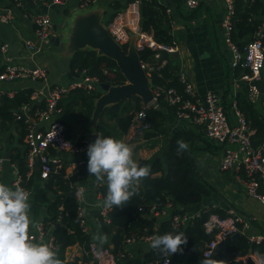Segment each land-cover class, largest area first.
Listing matches in <instances>:
<instances>
[{"label": "built area", "instance_id": "obj_1", "mask_svg": "<svg viewBox=\"0 0 264 264\" xmlns=\"http://www.w3.org/2000/svg\"><path fill=\"white\" fill-rule=\"evenodd\" d=\"M76 1L79 9H86L97 2V0ZM238 1L241 0H222L224 7L221 20L222 40L230 55V68L232 71L238 72L237 76L234 77L233 87L238 89L241 83H246L249 100L257 104L262 95L259 87L261 82H264V20L255 31L252 40L239 47L232 41L235 4ZM28 2L33 7L42 5L49 8L52 5L64 6L67 0H28ZM140 3L141 0H123L122 9L110 19L106 31L114 42L125 50L131 36H135L137 53L146 48L155 52L154 61L159 63L157 66L140 61L142 68L149 77L150 73L160 70L166 64L165 59H160L158 51H165L167 55H172L176 52V48L174 45L165 46L156 43L151 35L141 29ZM185 5L188 10H194L198 6V0H185ZM22 7L21 0H10L6 6L0 5V23H10L14 19L16 11ZM25 17L32 24L33 38L25 40L24 46L29 53V59L33 60L37 55L43 53L44 49L52 45L57 33L48 14L26 12ZM0 53L5 61L0 70V82L30 79L41 81L44 84V87L33 90L29 96V101L18 110L19 112L17 111V118L23 116V124L26 130L23 138L27 150L25 155L26 178L29 179L36 174L37 180L43 182L49 178L54 168L63 166L57 156L58 153L81 155L87 153L88 145L91 143L88 138L68 137L63 122L52 119L62 112V107L59 106L60 101L70 91L78 88H82L86 92H96L97 89H100L101 83L97 77L89 76L86 70H82L77 75V79L67 86H51L44 69L14 62L9 54L8 43L0 41ZM100 71L109 80L116 78V72L104 63L101 64ZM178 78L182 90L178 91L175 88L152 89L153 100L144 107L157 108V99L161 98L173 110L177 122L188 123L201 129L205 138L221 150L220 169L224 172L232 171L237 176L242 175L239 180L246 195L264 206V134L263 139L254 144L252 137L255 131L236 106L231 113L227 112L222 97L213 91H206L203 96H198L193 85L188 82L183 68L180 69ZM14 93L15 91L0 90V98L4 95L11 98ZM144 119L143 110L133 116L131 127L126 135L127 142L136 141L140 135L149 130L150 126ZM37 161L38 170L36 169ZM3 162L4 158L0 156V171ZM84 163V160L79 161V165H84ZM17 186L25 189L21 185L20 177L11 184L13 188ZM82 194L83 189L78 187L75 191V199L78 204V215L81 218L80 225L85 232V222L80 207ZM172 209L173 206L170 203L162 208L153 205L148 208L147 213L153 217H168L171 227L179 229L193 224L196 219L200 218L203 211L208 210L205 208L198 211L173 212ZM139 211L142 212L141 209ZM110 212L111 209L99 207L98 218L109 223ZM202 228L204 234L211 235L210 241L204 246L203 257L206 252H213L214 256L219 245L236 234L245 237L251 245L264 243V233L250 234V224L247 218L233 209L228 210L224 217L217 213L209 214L203 221ZM44 232L43 223H39L35 231L30 234L35 241H38L43 239ZM150 237L152 236H142L138 239L132 237L126 240V246L118 255L113 252L112 247L108 246L101 249L96 242L91 240L87 249L83 251V258L87 259L86 262H82L83 258L75 259H78V264H117L124 259L135 257L137 241H143V243L150 245ZM46 243L51 245L53 250L55 249L53 238ZM249 257L252 264H262L257 253L251 252ZM168 259L171 264L170 258H165L156 264H167Z\"/></svg>", "mask_w": 264, "mask_h": 264}, {"label": "trees", "instance_id": "obj_2", "mask_svg": "<svg viewBox=\"0 0 264 264\" xmlns=\"http://www.w3.org/2000/svg\"><path fill=\"white\" fill-rule=\"evenodd\" d=\"M2 2L3 0H0V3ZM165 11V9H161L156 0H141V29L151 35L156 43L172 46V37L163 28L166 21ZM260 15L264 17V0L236 2L232 41L239 47L252 40L255 31L263 22L259 19ZM154 54L155 52L150 49H143L138 53L139 61L157 66L159 63L154 61ZM165 61L166 64L163 68L150 73L151 88L182 90L178 78L180 67L176 57L167 55ZM103 63L116 72L114 80H109L102 75L100 66ZM82 70H86L89 76L97 77L100 83L110 85H124L126 83L116 64L107 57L98 55L94 50H78L69 58L68 75L70 77L77 76ZM240 86V90L235 96L236 108L244 115L255 131L252 139L254 144H257L263 139L264 113L258 109L257 104L249 100L247 84L241 83ZM32 91L31 88L20 89L15 91L11 98L6 95L0 98V133L8 130L12 124H16L20 129L19 140L22 142L26 133L23 116L15 119L13 114L29 101ZM99 97V92H86L84 89L78 88L70 91L60 101L59 106L64 107L66 114L74 121L84 123L90 120L94 110V102ZM261 97L264 99V94ZM157 100L158 109L145 108L136 96L105 108L102 115H105L108 121L112 122L114 132L107 131L104 126H97L95 132L121 139L122 136L128 134L133 116L143 110L144 121L150 126L149 130L143 133L145 139L163 134L166 122L164 110H168L170 113H173V110L161 98ZM62 122L66 127V135L71 137L72 126L65 121ZM179 139L189 144L194 136L187 132H176L160 153L151 160L137 161L140 166H148L151 169V174L140 183L138 186L139 194L134 196L130 203L124 205L123 208L114 206L111 209L109 223L98 218V224L102 225V232L109 235V242L103 247L111 245L113 252L118 255L126 246V240L132 237L138 239L142 236L163 235L168 232L184 233L188 238V243L183 246L182 255L174 254L169 257L171 264H200L201 259L204 258V246L211 239V235L203 232V221L211 213H217L221 217L226 216L223 210L210 206L207 211L201 213L200 218L196 219L193 224L179 229H173L168 220L160 221L155 226L154 217L147 213L149 207L155 205L162 208L167 203L173 207H179L182 210L176 212H181L187 207L200 204L210 194L208 185L193 167L191 149L188 147L186 152L177 155L176 142ZM26 152L27 150H24L22 154L15 150V153L10 157V162L17 164L21 185L32 194V213L39 215L45 209L42 223L45 230L52 229L54 251L58 252L63 264H78V259L72 263L65 261V250L70 246L79 245L84 251L91 241L90 235L85 233L80 225L81 218L78 215V204L75 199L78 183L83 181L87 174L86 162L84 165H78L68 178H65V166L54 168L49 178L42 182V186L32 192L35 175L29 179L26 178ZM98 192L104 199L107 193L106 183L99 186ZM142 244L143 241H137L134 258L124 259L117 264H156L165 259L151 246L147 250L139 248ZM249 252L257 253L262 264H264V243L251 245L245 237L241 236L218 247L213 259L224 261V264H243L239 259L245 257ZM86 260L84 257L82 262H86ZM246 264H252L250 259H247Z\"/></svg>", "mask_w": 264, "mask_h": 264}, {"label": "crops", "instance_id": "obj_3", "mask_svg": "<svg viewBox=\"0 0 264 264\" xmlns=\"http://www.w3.org/2000/svg\"><path fill=\"white\" fill-rule=\"evenodd\" d=\"M21 1L23 7L16 11L14 19L7 24L0 23V41L9 44V54L14 62L27 66H38L44 69L48 76V83L51 86H67L77 79V76L70 77L68 75V61L71 57V51L68 50V39L76 18L98 12L100 13V22L106 29L113 15L123 7V0H97L95 4L86 9H79L76 0H67L64 6L52 5L49 8L42 5L33 7L28 0ZM9 2L10 0H3L0 5L6 6ZM156 2L161 9L166 10V21L163 28L172 37L173 45L176 48V52L172 55L176 57L180 69L183 68L188 82L193 85L197 95L200 97L206 91L216 92L222 97L227 112L231 113L236 106L235 96L241 86L238 89L233 87L234 77L238 73L232 71L229 66L230 55L222 40L221 20L224 14L222 0H198V6L194 10L186 8L185 0H156ZM26 12L48 14L57 33L56 40L52 45L44 49L43 53L37 55L33 60L29 59V53L24 46L25 40L33 38V27L25 17ZM104 15L106 20L103 23ZM260 17L263 16L260 15ZM87 49L89 50L90 48L85 47L82 50ZM4 62V58L0 53V70ZM42 87H44V84L41 81L30 79L0 82V90L2 91H17L25 88L36 90ZM96 92H99L100 95L103 94L101 88L97 89ZM257 107L264 111V99L262 97H260ZM102 113L94 124L92 118L87 122L79 123L69 117L64 107H62L61 114L54 116L52 119L65 121L71 125V138H88L91 141V136L96 133L97 126H104L107 131L114 132L112 122L108 121ZM164 114L166 122L163 134L150 139H145L142 134L133 143H128L126 136H122L120 139L133 146V158L136 162L138 160H151L160 153L176 132L192 134L194 139L188 144V147L192 151L193 167L208 185L210 194L200 204L187 207L185 210L198 211L211 206L227 213L228 210L233 209L247 218L250 224V234L264 233V206L246 195L239 180L242 175L237 176L232 171H220L221 150L213 144L215 149L209 147L208 143L210 141L205 138L201 129L188 123L177 122L173 113L168 110H164ZM13 117L19 119L17 118V111L14 112ZM19 137L20 129L16 124H12L8 130L0 133V156L4 158L0 171V182L8 186H11L12 182L19 177L17 164L10 162V157L15 153V150L22 154L26 150L23 140L20 142ZM57 156L63 166H65L66 178L72 175L80 160H84L87 166V153L74 155L61 152ZM102 184L104 183H98L94 176H89L88 172L84 180L78 183V187L83 189L80 207L82 209V218L85 222V233L90 235L91 240L92 236L97 232V225H99L97 220L98 205L103 199L99 195L101 193L98 192V188ZM40 186H42V182L37 180L35 174L32 192H35ZM179 210L182 209L173 207L171 211ZM31 215L38 224L42 223L45 209L39 215H34L31 208ZM163 220H168V217H154L155 226ZM32 231H35V228L30 229V233ZM100 231L102 232L101 229ZM107 236L109 242V235ZM51 238L52 229L49 228L45 230L43 239L36 242L46 243ZM149 247L150 245L147 243L141 245L144 250ZM250 254L251 252L239 260L246 264L247 259H250ZM75 258H83V249L79 245L70 246L65 250L66 262L70 263Z\"/></svg>", "mask_w": 264, "mask_h": 264}, {"label": "clouds", "instance_id": "obj_4", "mask_svg": "<svg viewBox=\"0 0 264 264\" xmlns=\"http://www.w3.org/2000/svg\"><path fill=\"white\" fill-rule=\"evenodd\" d=\"M96 139L87 148V172L98 183H106L107 193L98 205L105 209L114 206L123 208L139 194V185L151 174L148 166H140L134 157L132 145L120 139L96 132ZM177 155L188 150V144L177 140ZM31 193L22 187H11L0 182V264H63L58 252L47 243L36 242L30 229L38 227L32 218ZM102 225L92 236L99 248L108 243V236L102 233ZM150 246L159 255L169 258L183 254L188 238L184 233L168 232L150 237ZM213 252L204 253L200 264H224L211 258ZM167 264H170L169 259Z\"/></svg>", "mask_w": 264, "mask_h": 264}, {"label": "water", "instance_id": "obj_5", "mask_svg": "<svg viewBox=\"0 0 264 264\" xmlns=\"http://www.w3.org/2000/svg\"><path fill=\"white\" fill-rule=\"evenodd\" d=\"M260 20L263 21L264 18L260 17ZM135 40L136 37L131 36L127 49L125 50L120 47L109 36L103 24L100 22V15L96 13L84 17H77L74 21L68 39V50L71 51V55L78 50L88 47L96 51L98 55L112 60L116 64L120 74L126 80L124 85H110L106 83L99 85L103 94L94 102V110L91 117L93 124L96 123L105 108L118 104L123 100H128L131 97H138L143 105L152 102L153 93L151 83L140 64L138 53L135 49ZM158 53L161 60L167 56L165 51L159 50ZM259 88L260 92L264 94L263 81ZM95 139L96 136L93 134L91 136V142L93 143ZM36 169H39L38 161L36 162ZM30 198H32V194ZM239 237L240 235L236 234L227 238L219 247Z\"/></svg>", "mask_w": 264, "mask_h": 264}, {"label": "rangeland", "instance_id": "obj_6", "mask_svg": "<svg viewBox=\"0 0 264 264\" xmlns=\"http://www.w3.org/2000/svg\"><path fill=\"white\" fill-rule=\"evenodd\" d=\"M96 14H98V15H100V13H98V12H96ZM105 16V15H104ZM106 16H107V13H106ZM106 16L104 17V19H103V23L105 22V18H106ZM261 111V110H260ZM261 112H263L264 113V111H261ZM2 133V132H1ZM135 142V141H134ZM128 143H133V142H128ZM209 144V147H212L213 149H215V147H213V145H212V143H208ZM219 169H220V167H219ZM220 171H222L221 169H220ZM222 172H224V171H222ZM218 192L220 193V190H219V188H218ZM139 246V245H138ZM141 247V245L139 246V248Z\"/></svg>", "mask_w": 264, "mask_h": 264}]
</instances>
